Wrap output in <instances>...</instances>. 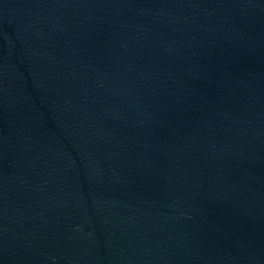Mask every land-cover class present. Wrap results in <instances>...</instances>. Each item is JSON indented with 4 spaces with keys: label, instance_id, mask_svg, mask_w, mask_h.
<instances>
[{
    "label": "water",
    "instance_id": "water-1",
    "mask_svg": "<svg viewBox=\"0 0 264 264\" xmlns=\"http://www.w3.org/2000/svg\"><path fill=\"white\" fill-rule=\"evenodd\" d=\"M0 264H264V0H0Z\"/></svg>",
    "mask_w": 264,
    "mask_h": 264
}]
</instances>
